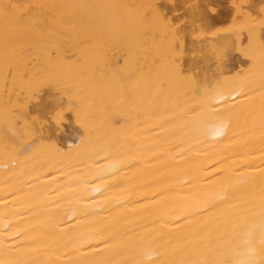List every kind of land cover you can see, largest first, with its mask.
<instances>
[{"label":"bare ground","instance_id":"bare-ground-1","mask_svg":"<svg viewBox=\"0 0 264 264\" xmlns=\"http://www.w3.org/2000/svg\"><path fill=\"white\" fill-rule=\"evenodd\" d=\"M249 247L264 264V0H0V264Z\"/></svg>","mask_w":264,"mask_h":264},{"label":"clouds","instance_id":"clouds-1","mask_svg":"<svg viewBox=\"0 0 264 264\" xmlns=\"http://www.w3.org/2000/svg\"><path fill=\"white\" fill-rule=\"evenodd\" d=\"M217 127L220 128V129H222L223 132H226L227 131V122L224 121L221 124H219ZM213 137L216 138V133L215 132L213 133ZM255 253H256V250L253 247H249L248 249H246L245 252H244V254H243L244 257H245V259H242L239 262V264H251V261H250L249 258L253 257L255 255ZM151 255H154V253L150 254V256Z\"/></svg>","mask_w":264,"mask_h":264},{"label":"rangeland","instance_id":"rangeland-1","mask_svg":"<svg viewBox=\"0 0 264 264\" xmlns=\"http://www.w3.org/2000/svg\"><path fill=\"white\" fill-rule=\"evenodd\" d=\"M258 1H260V0H258ZM261 1H263V0H261Z\"/></svg>","mask_w":264,"mask_h":264}]
</instances>
